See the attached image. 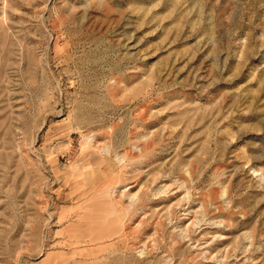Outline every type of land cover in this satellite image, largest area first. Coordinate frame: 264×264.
Segmentation results:
<instances>
[{
    "label": "rangeland",
    "instance_id": "rangeland-1",
    "mask_svg": "<svg viewBox=\"0 0 264 264\" xmlns=\"http://www.w3.org/2000/svg\"><path fill=\"white\" fill-rule=\"evenodd\" d=\"M0 264H264V0H0Z\"/></svg>",
    "mask_w": 264,
    "mask_h": 264
}]
</instances>
